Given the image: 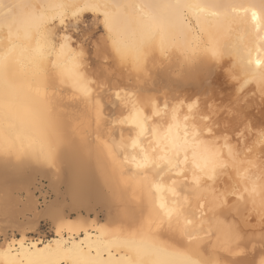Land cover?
Segmentation results:
<instances>
[{"label": "bare ground", "instance_id": "bare-ground-1", "mask_svg": "<svg viewBox=\"0 0 264 264\" xmlns=\"http://www.w3.org/2000/svg\"><path fill=\"white\" fill-rule=\"evenodd\" d=\"M88 2L3 0L6 6L28 7H13L9 13V19L14 20L11 38L7 27L0 28V55L9 58L8 74L0 79V118L10 115L32 142L30 146L26 142L22 152L10 157L0 155V217L17 229L25 225L18 219V215L25 216L24 210L16 209L18 200L7 184L19 185L22 181L32 185L35 174H41L52 188L58 182L65 185L69 209H90L92 203L105 207L107 225L96 221V212L85 217L79 213L71 216L64 210L62 219L50 222L51 237L32 241L23 231L19 238L3 234L0 253L11 247L16 264H27L28 257L46 248L82 250L90 264H161L184 257L196 264H209L221 254V243L235 227L234 217L208 211L210 193H205V209L201 211L196 210V201L182 186H177L178 195L174 197L167 191L171 184L168 176L161 181L164 190L159 193L155 188L149 193L147 185L122 180L114 157L123 160L118 147L120 133L123 129L125 143H130V133L128 125L118 121L129 114L133 104L142 107L149 99L161 103L166 99L170 106L186 111L181 102L199 98L201 105L214 104L218 109L247 106L252 122L259 124L264 119V100L257 84L252 80L243 88L241 85L255 70L250 61L264 59V22L258 30L251 11H245L255 4L258 15H264L258 7L260 0H98L128 6L120 10L110 31L104 28L102 11H82ZM4 11L7 8L0 9ZM61 13L66 20H71L74 13L100 18L104 35L101 42L118 68L113 73L108 72L107 65L102 69L110 77L103 88L89 63L74 68L71 48L60 51L55 37ZM41 32L49 33L57 44L55 53L42 62L43 72L38 67ZM137 51L141 54L138 64L134 58ZM122 53L127 57L124 60ZM57 60L54 68L52 62ZM75 72L80 74L79 86L73 80ZM117 90L120 100L115 99ZM201 138L209 139L207 132ZM254 139L253 134L246 141L251 152L237 146L240 156L227 162V168L218 169L224 174L214 185L217 189L234 188L237 195L244 196L253 214L264 198V149L255 146ZM223 152L227 159V149ZM123 167L125 174L135 170L131 165ZM150 178L159 181V176ZM185 183L192 184L190 173ZM25 192L23 207L32 215L30 222L35 223L40 219L39 213L32 211L37 204L33 192ZM96 194L102 196L101 201L95 199ZM186 194L188 207L179 226L173 217L171 229L166 218L161 227L157 217L161 198L172 207L174 200ZM114 205L120 208L111 216L108 211ZM129 241L134 244L129 246ZM259 252L257 247V256Z\"/></svg>", "mask_w": 264, "mask_h": 264}, {"label": "snow or ice", "instance_id": "snow-or-ice-1", "mask_svg": "<svg viewBox=\"0 0 264 264\" xmlns=\"http://www.w3.org/2000/svg\"><path fill=\"white\" fill-rule=\"evenodd\" d=\"M13 7L28 6L23 4L6 6L3 0H0V9L7 8V11L0 12V28L9 29V38L12 35L11 28L14 22L13 19H9V13ZM127 7L119 3L102 4L98 0H90L83 5L82 11L93 13L102 11L104 28L110 31L120 10H126ZM143 7H151V5ZM258 7L261 12H264V0H260ZM256 8L255 4L249 5L245 11H251V19L259 30L264 22V15H258ZM52 19L55 20L56 17ZM100 24L99 17L93 20L92 17H82L79 13H74L73 18L66 21L63 13L59 15L60 30L56 33L55 39L61 52L71 48L74 68H81L86 63H91L92 58H95L100 69L106 67L111 54L101 42L103 33L100 31ZM40 39L42 41L41 64L38 67L43 72L42 62L47 55L55 53L57 44L52 42L51 35L46 32L40 33ZM44 49H47V52H44ZM126 58V54L122 53L121 59ZM134 58L138 64L141 58L139 51L134 53ZM101 61L103 63H100ZM250 63L255 64V70L250 74V79L244 80L241 88L254 80L261 99L264 100V59L258 57ZM52 66L57 67L58 60L53 61ZM8 71L9 58L6 55H0V79H3ZM79 79V72L73 73V80L77 86H79ZM106 81L107 77L103 76L99 82L101 88ZM85 93L88 94L87 90ZM252 94L255 95V92ZM115 99H121L119 90L115 92ZM181 103L183 107H186V111H182L180 107L170 106L166 99L162 103L149 99L142 107L133 104L129 108V114L118 121L121 125L127 124L130 133L128 137L130 143H125L124 130H121L118 147L123 153V160L117 161L114 157V163L119 166L121 172V179L135 181L141 187L147 185L149 193L152 188L159 193L164 190L161 181L168 176L171 184L167 191L175 197L178 195L177 186H182L187 193H191V199L196 201L197 211L205 209V203L202 201L205 200V193H210L208 211L225 217L238 216L239 219L221 243V254L209 264H264V198L260 200L259 207L253 214L244 196L237 195L234 188L229 190L226 186L222 189L214 187L218 176L224 174L218 169L227 168V162H234L240 156L241 153L237 150L238 145L245 151L251 152L252 147L248 146L246 141L254 134L253 144L255 146L258 144L264 149V119L259 124H254L247 106L232 105L218 109L214 104L201 105L199 98ZM205 132L209 137L207 140L201 138ZM221 140L223 144L219 145ZM26 142L30 146L31 137L10 115L5 114L3 118H0V155L10 157L22 152ZM223 149H227V159ZM124 165H131L135 170L125 174ZM189 173L191 185L185 183ZM151 175L159 176V181L151 179ZM252 191H255V188ZM95 199L101 201L102 196L96 194ZM188 201L189 195L186 194L181 199L174 200L173 206L169 207L161 198L158 205L160 211L157 212L159 225L163 227L166 218L168 227L171 229L173 217H175L176 225L179 226L181 218L185 216ZM32 211L38 212L41 219L55 223L62 219L64 208L60 204H53L43 209L37 207ZM186 222L191 223L190 220ZM257 228L259 230L258 244L255 241L256 232L254 231ZM127 243L129 246L134 244L132 241ZM257 247L260 249L258 256ZM11 252L12 249L9 247L6 252L0 253V264H16V258L12 257ZM18 256L19 253H17ZM62 261H67L68 264H90L82 250L75 248H57L55 251H49L46 248L28 257L27 264H62ZM161 264H196V262L184 257L162 261Z\"/></svg>", "mask_w": 264, "mask_h": 264}, {"label": "rangeland", "instance_id": "rangeland-1", "mask_svg": "<svg viewBox=\"0 0 264 264\" xmlns=\"http://www.w3.org/2000/svg\"><path fill=\"white\" fill-rule=\"evenodd\" d=\"M82 17H92L93 20H95L97 18L93 14H89V13L86 14V16H82ZM100 31L102 32L101 28H100ZM102 36L104 38V35H102ZM102 36H101V38H102ZM104 45H106V44H104ZM107 62L108 63L106 65L110 69V71H108V72L113 73L115 71V69H118L117 65L116 64L114 65L115 62H114L112 57L110 59H108ZM101 63H103V61ZM111 64H113V65H111ZM108 65H111V66H108ZM89 66H90V68H92V70L97 71V74L99 76L100 81L102 80L103 76H106L107 79L110 78L108 75L104 74V73L107 74V72H103V70L98 67L95 58H92V62L89 63ZM34 178L35 179H34L32 185H28L29 183H24V182L21 183L22 181H19V183H20L19 185L16 184L17 182L7 184L11 188L12 196L18 200L16 209H18L19 211H22V209L24 210L23 212L25 213L24 214L25 216L18 215V219H19V221H23L25 225L22 228L20 227L17 229L14 225L10 226L8 223V220H2V217H0L1 218L0 219V244L3 242V234H8V235L11 234V235H15V237L19 238L20 231H23L24 233H26L27 238H29L32 241H35V240L45 241L46 239H48L49 237L52 236V227H51L50 221L40 218L35 223L30 222V220L32 219V215L29 211H27V210L25 211V207H23L25 202H26V192H25L26 190H29L30 193L33 192L32 195L36 201V204H37L36 206L38 208L42 209L45 207V205H48V204L53 205V204H56V203L58 204L59 202H61L60 205L64 208L65 212L70 213L71 216H75L76 213H79L85 217H88V216L92 217L93 212H96L97 213L96 221L101 222L103 224L107 223V222L105 223L106 219H104L106 216V213H107L105 207H102L101 205L99 206L97 204L92 203L91 204L92 206L90 205V207H91L90 209H80L78 212H75L74 210H71V208L70 209L68 208L69 207V199L65 194V185L62 182L56 183L55 188H54V186L52 188L51 186H49V181L44 175L35 174ZM14 183H15V185H14ZM20 185H21V188H18V187H20ZM14 187H16V188H14ZM22 187H23V189H22ZM114 207H115V209H114ZM114 207H112L113 209L111 208L112 211H111V209L108 211V213L111 216H113L114 214H117V212L119 211L118 208H120L118 205H114ZM236 219H237L236 217H234V219H233L235 221L234 222L235 226L237 224ZM254 231L256 232L255 237H257L258 236L257 234H259L258 228L255 229Z\"/></svg>", "mask_w": 264, "mask_h": 264}]
</instances>
